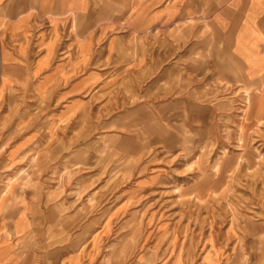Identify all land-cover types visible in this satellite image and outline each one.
I'll list each match as a JSON object with an SVG mask.
<instances>
[{
  "label": "rangeland",
  "instance_id": "374dc122",
  "mask_svg": "<svg viewBox=\"0 0 264 264\" xmlns=\"http://www.w3.org/2000/svg\"><path fill=\"white\" fill-rule=\"evenodd\" d=\"M70 1L0 5V264H264V78L224 0Z\"/></svg>",
  "mask_w": 264,
  "mask_h": 264
},
{
  "label": "crops",
  "instance_id": "0c3cea01",
  "mask_svg": "<svg viewBox=\"0 0 264 264\" xmlns=\"http://www.w3.org/2000/svg\"><path fill=\"white\" fill-rule=\"evenodd\" d=\"M70 2L73 10H78L82 0ZM223 3L214 20L227 51L243 66L249 79L264 78V0H224ZM263 95L262 91L259 99Z\"/></svg>",
  "mask_w": 264,
  "mask_h": 264
},
{
  "label": "bare ground",
  "instance_id": "6f19581e",
  "mask_svg": "<svg viewBox=\"0 0 264 264\" xmlns=\"http://www.w3.org/2000/svg\"><path fill=\"white\" fill-rule=\"evenodd\" d=\"M262 108V111L261 112H263V110H264V106L263 107H261ZM20 258V257H19Z\"/></svg>",
  "mask_w": 264,
  "mask_h": 264
}]
</instances>
